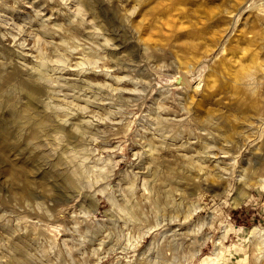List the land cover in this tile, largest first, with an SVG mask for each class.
<instances>
[{
	"label": "clouds",
	"instance_id": "1",
	"mask_svg": "<svg viewBox=\"0 0 264 264\" xmlns=\"http://www.w3.org/2000/svg\"><path fill=\"white\" fill-rule=\"evenodd\" d=\"M39 3L0 0V38L13 41L11 49L0 45V264H230L237 256L236 264H264V224L247 227L230 215L251 207L264 218V154L253 152L240 164L247 149L264 141V66L237 82L232 111L255 106L257 114L235 131V116L193 107L219 57L205 54L181 66L179 57L143 40L131 14L105 26L96 5L112 0H46L34 7ZM20 4L32 15L17 23ZM48 4L67 9V22L51 23ZM229 13L233 32L241 22L264 32V0H230ZM56 36L59 43L49 39ZM259 42L264 51V38ZM114 70L125 73L112 76L116 86L90 85V96L69 83L79 76L66 75ZM125 82L132 87H120ZM224 88L231 92L228 83ZM218 140L219 149L207 142ZM188 149L194 154L186 155ZM215 151L230 162L209 167ZM210 180L227 181L226 191L208 196ZM79 197L84 201L76 208ZM98 197L109 205L104 216ZM209 244L211 257H204Z\"/></svg>",
	"mask_w": 264,
	"mask_h": 264
},
{
	"label": "bare ground",
	"instance_id": "2",
	"mask_svg": "<svg viewBox=\"0 0 264 264\" xmlns=\"http://www.w3.org/2000/svg\"><path fill=\"white\" fill-rule=\"evenodd\" d=\"M27 3L32 4V0H27ZM45 3L46 0H40V3L35 4L34 7L40 8ZM229 7L230 0H112L110 6L108 4H97L95 10L96 15L104 22L105 26H108V22L115 17L123 20L126 14H131L130 23L132 26L139 28L143 40L150 46L162 48L165 53H171L173 58L179 57L178 62L181 66L186 63L201 61L205 54L213 58L219 57L213 66L216 74H209L211 78L208 81L207 89L193 96V107L199 111L219 110L230 116H235V119L231 121L234 130L243 131L251 118L249 114H251L250 111L253 107L248 106L240 111H232L234 97L239 90L237 82L241 76L255 67L264 66V51L261 50L262 45L259 42L261 38H264V32H261L258 27L246 28L241 22L235 34L229 33L230 29L226 22L235 18L229 13ZM54 8H59V11L53 12L52 9ZM19 9L13 16L17 23L20 22L19 18L32 15L30 13L32 12L31 8L25 4H20ZM44 11L46 16L53 17L51 23L67 22L68 10L57 4H48ZM91 18L90 16L89 19ZM0 31H3V29H0ZM83 35L86 38L87 34ZM22 39L25 38L22 37ZM49 39L55 40L56 43L60 42L59 36ZM33 43L35 41L28 40V50L35 54V50L31 48ZM12 44V37L0 38V45L11 49ZM47 51L51 52L52 50L47 49ZM125 51V48L120 49L121 53ZM109 54L111 56V50ZM112 58L115 59V57ZM28 59H31V57L29 56ZM108 67L115 69L114 64H110ZM123 74H125L123 71L116 70L112 72L111 76L104 72H88L83 75L72 71L66 73V75L72 77H80L79 80L73 79L69 83L80 92H83L85 96L92 94L87 91L90 85L108 83L115 87L116 82L112 79V76ZM226 83L229 84L231 92L224 88ZM120 87L131 88L132 85L125 82ZM96 90L93 87V91ZM130 95L131 93H125V96ZM78 102L81 105L85 103L84 100ZM104 107L108 106L104 105ZM93 110L98 111L99 109L94 106ZM254 111L252 110L253 115H251L255 117L257 109L255 114ZM252 122L255 121L252 120ZM207 142L215 143L216 149L223 146V142L219 140ZM0 144H2V140H0ZM193 149L200 151L202 146L199 142H194ZM0 151H3L2 147H0ZM4 154L8 156L9 160L16 161L17 167L21 166L22 161L14 153L10 156L7 152ZM185 154L193 155L194 152L192 149H188L185 150ZM213 157L210 161H206V163H209V167H215L217 162L223 167L231 160V157L221 156L219 151H215ZM168 158L171 160L172 156L169 155ZM193 175L198 176L197 173H193ZM3 179L4 177L0 176V181H3ZM208 185L213 188H220L222 192L227 189V181L217 183L210 180ZM204 257H211V254L206 253Z\"/></svg>",
	"mask_w": 264,
	"mask_h": 264
},
{
	"label": "rangeland",
	"instance_id": "3",
	"mask_svg": "<svg viewBox=\"0 0 264 264\" xmlns=\"http://www.w3.org/2000/svg\"><path fill=\"white\" fill-rule=\"evenodd\" d=\"M230 8V7H229ZM32 14V12H30ZM23 18H19V20L21 21ZM229 21V20H227ZM232 20H230L229 22H226V25L229 27V33H231L232 35L236 33L233 32L230 28V22ZM224 44V43H222ZM222 46V45H221ZM159 93H153V98H155L156 96H158ZM252 110H255L256 111V107L255 106H252ZM145 109H147V105L145 106ZM252 110L250 111L251 114L253 113ZM255 111H254V114H255ZM249 112V113H250ZM251 114H249L251 116V118H254V116H252ZM257 114V112H256ZM255 114V116H256ZM254 121V119H253ZM102 127V126H101ZM118 143V141L116 140H112L110 141V146L111 147H115L116 144ZM99 147V146H98ZM129 148H132L131 145H129ZM256 153L257 155H261V154H264V141H261L259 144H253L251 146V148L247 149L245 151V153L241 156V160H240V164H244L245 163V157L246 156H250L251 153ZM129 156H130V153H129ZM119 159V157H117ZM125 164L122 163L120 165V169H123L125 168ZM209 186V185H208ZM241 187L242 186H237V191L233 193V198H236L237 195L239 194V192L241 191ZM209 188L211 189V191L208 192V196H212L216 193H220L222 194L223 192L220 190V188H213L212 186H209ZM226 191V190H225ZM247 191L248 195H251V196H255V197H261L262 194L259 193L257 190L255 189H247L245 190ZM99 198V197H98ZM101 200V203L99 204V207H98V212L100 213L101 216H104L107 214L108 212V208H109V205L104 202L101 198H99ZM84 201V197H79L78 199H76L74 201L75 203V206L76 208H79L81 206V204L83 203ZM262 202H264V199H262ZM258 209H252L251 207H248V208H237V209H233L231 212H230V215L232 216L233 220L237 223H244L247 227H250L251 225L253 224H264V218H262L260 215H258ZM33 219L35 218H38V217H32ZM99 219V217H98ZM46 222V221H45ZM106 223H110V221H106ZM174 227H177L176 225H174ZM219 235V234H218ZM60 238L61 239H65L66 236L65 234H61L60 235ZM102 238V237H101ZM112 244V241H109L108 244L105 245V251L108 249L109 246H111ZM147 244V241L145 242V245ZM145 245H142L141 248H139L137 250V257H139V254L142 253L144 251V246ZM225 247H227V244L225 245ZM211 250H212V245L209 244L206 248L203 249V253L202 255L204 256L206 253H209L211 254ZM237 259H240V257H234L233 260L230 262V264H236V260ZM104 264H110V261H105ZM119 264H127L126 261L124 260H121L119 262Z\"/></svg>",
	"mask_w": 264,
	"mask_h": 264
}]
</instances>
